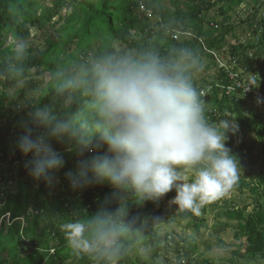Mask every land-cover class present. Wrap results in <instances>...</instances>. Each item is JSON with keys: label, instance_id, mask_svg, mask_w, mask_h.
<instances>
[{"label": "trees", "instance_id": "obj_1", "mask_svg": "<svg viewBox=\"0 0 264 264\" xmlns=\"http://www.w3.org/2000/svg\"><path fill=\"white\" fill-rule=\"evenodd\" d=\"M251 1L253 6L240 18L239 25H245L252 40L240 42L235 36L236 27L230 23V14L245 0H74L71 5L66 0H0V264H108L96 254L69 248L60 230L66 220L88 221L101 208L117 213L121 207L115 190L108 183H93L74 190L66 178V173L73 172L81 160L104 155L106 148L81 154L67 139H52L51 147L63 157L64 166L53 173L51 185L29 175L26 162L32 159V154L24 156L16 148L32 105L47 104L59 113L53 103L52 74L70 70L75 64L103 54L151 51L174 61L179 59L180 49L190 48L198 53L200 60L208 57L196 40L169 38L168 31L180 30L202 38L209 50L222 54L224 49L223 53L227 52L228 57L236 61L233 71L245 69L252 74L249 82L264 91V0ZM215 9L221 17L217 28L210 26L208 15ZM147 12H151L157 24H152L145 16ZM32 32L42 35L40 47L27 48L23 59H17L13 52L15 46L7 45V41L27 42ZM227 37L235 40L234 45L227 44ZM18 67L22 68L20 75L14 74ZM216 70L217 76L211 81L198 80L197 73L194 85L199 91L207 92L205 107L210 119H234L239 125L234 137L236 146L229 140L226 144L241 168L234 187L247 183L250 192L258 196L259 190L264 188V115L247 107V100H253L251 97L221 94L217 85H224L228 79L223 69ZM45 73L50 80L35 98L26 99L23 89L14 98L12 90L17 83L28 80L32 74L39 77ZM216 79L220 80L218 84ZM20 101H24V108L19 106ZM260 107L264 109L261 104ZM41 131L34 129L33 135ZM254 147L258 148L263 168L255 166L258 158L252 154ZM259 199L260 196L249 214L244 208L224 211L228 220L236 222L235 239L245 241V244H235L236 251L227 264H238L239 258L264 260V203ZM160 202L138 204L134 194H127L123 213L112 217L128 229L120 239L115 264H148L141 257L130 259L139 233L141 244L150 248L152 264V258L171 244H174L178 264H190L189 254L197 248L193 239L169 240L157 234L156 223L146 224L159 214ZM192 215L182 209L178 213L181 221ZM237 249L242 250V254ZM201 262L211 264L207 260Z\"/></svg>", "mask_w": 264, "mask_h": 264}, {"label": "clouds", "instance_id": "obj_2", "mask_svg": "<svg viewBox=\"0 0 264 264\" xmlns=\"http://www.w3.org/2000/svg\"><path fill=\"white\" fill-rule=\"evenodd\" d=\"M147 13L152 24H157ZM190 34L195 38L177 41L196 40L215 64L208 51L229 62L209 50L202 38ZM26 49L23 40L17 41L16 58L23 59ZM179 53L174 61L151 51L94 57L52 74L53 103L59 113L47 104L32 105L16 148L24 156L32 154L26 167L34 180L51 185L53 173L64 166L63 157L51 147L52 139H67L81 154L106 148L104 155L81 160L66 178L74 190L108 183L121 207L117 213L101 208L88 221L63 222L60 230L72 250L115 264L120 239L128 229L112 217L123 213L129 193L142 204L174 190L170 203L200 215L206 203L237 183L239 160L226 144L239 125L234 119L207 116L202 90L194 85V76L203 69L200 57L190 48ZM14 74H22V68L14 69ZM34 129L42 131L33 135Z\"/></svg>", "mask_w": 264, "mask_h": 264}, {"label": "rangeland", "instance_id": "obj_3", "mask_svg": "<svg viewBox=\"0 0 264 264\" xmlns=\"http://www.w3.org/2000/svg\"><path fill=\"white\" fill-rule=\"evenodd\" d=\"M68 4H72L74 0H66ZM251 0H245L244 7L237 9V12H232L230 14V19L232 24L236 27L235 36L239 39L240 42L251 41V37H249V30L245 27V25H239L240 18H244L245 10L247 4H251ZM48 4L49 1H46ZM165 4L168 6L167 1ZM70 7L66 8V11L69 10ZM211 16H215L216 19H220L217 15L216 9L211 13ZM41 36L39 33L32 32L31 39L26 43L27 48H39L42 43ZM232 38H228L227 42L233 45L235 42ZM14 45L13 41L8 40L7 45ZM116 50H119L118 46H115ZM208 60L211 58L208 57ZM208 60L201 59L203 65H206ZM214 63V61H213ZM215 64V63H214ZM209 65V64H208ZM216 67V64H215ZM217 68V67H216ZM217 74V70H216ZM207 79L214 77V69L207 68L204 69L202 74ZM251 79V78H250ZM33 80V81H32ZM50 80V76L48 73L43 74L42 76H32L23 82H19L15 85L12 90V94L17 97V93L19 90L25 91L26 99L35 98L38 92L44 88ZM33 82V83H30ZM251 82L255 83L252 79ZM34 84L35 88L32 89V85ZM254 101V102H253ZM19 106L24 108V101H20ZM250 109L253 112L260 111L261 108L259 104L255 103V100H252L250 103ZM234 137L235 135L229 136V141L234 145ZM258 159L255 162V166L257 168H263L262 166V158L259 157L258 148L254 147V151L252 153ZM249 161V160H246ZM246 164L251 165L249 162ZM191 176L192 173H186ZM245 186V187H244ZM244 186L241 184L239 187L230 189L225 195L219 197L218 199L206 203L200 210V215H192L191 218L181 221L178 217V213L180 208L170 201L175 196V191H170L167 197H162L161 199L155 201L159 203L160 201V211L158 215L152 218V222L146 221V224L156 223L155 230L159 236H167L169 240L175 239L177 240L179 237L184 239H193L196 245V250L189 254L190 264H201L203 260H207L211 264H227L229 261L232 252L236 251L235 244H245L244 239L236 240L234 235L236 233V222L228 220L224 216V211L226 210H241L245 209L246 213H251L256 206V200L258 196H260V201L264 203V188L260 189L258 192V196L253 195L249 190V185L244 183ZM157 209L155 210V212ZM196 226H193V221ZM139 232V231H138ZM138 235V234H137ZM129 236L130 233H129ZM174 244L169 245L167 250L159 251L157 257H153V264L158 262V264H178V260L176 259V253L174 251ZM238 250V249H237ZM239 254H242V250H238ZM150 248L141 244V233L138 235V240L136 241V246L131 248L130 251V259L134 260L137 257H141L143 260L148 261V264H152L149 258L151 257ZM163 259V261H161ZM168 262L165 263L164 260ZM264 264V260H256L252 261L248 258H239L238 264Z\"/></svg>", "mask_w": 264, "mask_h": 264}, {"label": "built area", "instance_id": "obj_4", "mask_svg": "<svg viewBox=\"0 0 264 264\" xmlns=\"http://www.w3.org/2000/svg\"><path fill=\"white\" fill-rule=\"evenodd\" d=\"M143 1V0H140ZM148 17H150V13L148 12ZM263 15V14H262ZM169 37L174 40H180V38H195L192 34L187 32H181L177 30H172L168 32ZM201 44V39L198 40ZM208 53L212 54L213 58L216 61V64L219 69H223L227 76L228 81L225 82L224 85H217L220 89L221 94H225L227 96H232L236 94H241L243 96L251 97L253 100L257 101V98H261L262 102L260 103L264 107V91L259 90L254 85H252L249 81L245 80L242 75V71H233V64H235V60L229 59V62H225L223 59L219 58L217 54L208 51ZM243 70V69H241ZM248 87V90H245ZM203 96L202 98L205 100L207 96V92L202 90L200 91ZM8 218V215H6Z\"/></svg>", "mask_w": 264, "mask_h": 264}, {"label": "crops", "instance_id": "obj_5", "mask_svg": "<svg viewBox=\"0 0 264 264\" xmlns=\"http://www.w3.org/2000/svg\"><path fill=\"white\" fill-rule=\"evenodd\" d=\"M245 5L243 4L241 7H244ZM250 6H253V2H251V4H247L246 5V7H248L247 8V10L250 8ZM241 7H239V8H241ZM239 8H237V9H239ZM237 9H235V12H237L238 13V11H237ZM247 10H245V12L247 11ZM214 10H211L210 12H209V22H210V26H215V25H217V24H219L220 23V20H221V17L219 16V14H218V12H217V15L219 16V18L220 19H216L215 18V16H211V13L213 12ZM217 11V10H216ZM230 23L232 24V22H231V19H230ZM248 34H250L249 32H248ZM249 37H251L250 35H248ZM229 37H227L226 39H228ZM231 38V37H230ZM233 39V38H232ZM234 40V39H233ZM235 42V41H234ZM227 44L228 45H231V43L229 44L228 42H227ZM234 45V44H233ZM226 50V49H225ZM224 52V49H222V51H221V53L223 54V57H224V59L225 60H227V59H230L228 56V53L226 52V53H223ZM208 57H202L201 59H205V60H208L207 59ZM209 62H207V64L206 65H203V69H202V71H200L199 72V74L197 75V79L198 80H201L202 78H204V79H206V80H208V81H211L212 79H215L216 78V76H217V74H216V67H215V64L213 63V61L210 59V60H208ZM202 63V62H201ZM209 64V65H208ZM209 69V68H213L214 69V77L213 78H210V79H207V78H205L204 76H202L201 74H202V72H203V70L204 69ZM238 71H242V75H243V77L245 78V80H247V81H249L250 80V78H252V74H250V73H248L247 71H245L244 69L243 70H238ZM215 82L218 84L219 82H220V80H215ZM254 102V101H253ZM250 103H252V100H247V107L250 109L251 107H250ZM255 103L256 104H258L257 103V101H255ZM260 105V104H259ZM261 108V107H260ZM258 113H261V114H263L264 115V109L263 108H261V112L259 111Z\"/></svg>", "mask_w": 264, "mask_h": 264}]
</instances>
